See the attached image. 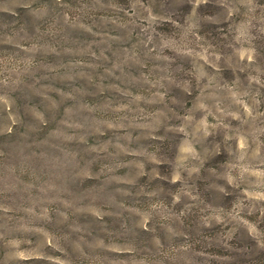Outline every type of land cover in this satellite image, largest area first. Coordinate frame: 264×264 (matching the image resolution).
<instances>
[{
	"label": "rangeland",
	"instance_id": "obj_1",
	"mask_svg": "<svg viewBox=\"0 0 264 264\" xmlns=\"http://www.w3.org/2000/svg\"><path fill=\"white\" fill-rule=\"evenodd\" d=\"M0 264H264V0H0Z\"/></svg>",
	"mask_w": 264,
	"mask_h": 264
}]
</instances>
